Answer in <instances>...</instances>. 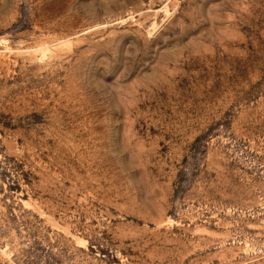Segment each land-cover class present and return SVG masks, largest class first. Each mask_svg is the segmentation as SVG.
<instances>
[{
	"label": "rangeland",
	"instance_id": "1",
	"mask_svg": "<svg viewBox=\"0 0 264 264\" xmlns=\"http://www.w3.org/2000/svg\"><path fill=\"white\" fill-rule=\"evenodd\" d=\"M0 264H264V0H0Z\"/></svg>",
	"mask_w": 264,
	"mask_h": 264
}]
</instances>
